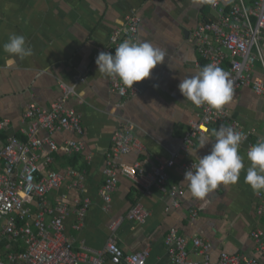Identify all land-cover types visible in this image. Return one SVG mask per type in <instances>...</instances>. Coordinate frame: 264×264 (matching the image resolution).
I'll use <instances>...</instances> for the list:
<instances>
[{
	"label": "crops",
	"instance_id": "obj_1",
	"mask_svg": "<svg viewBox=\"0 0 264 264\" xmlns=\"http://www.w3.org/2000/svg\"><path fill=\"white\" fill-rule=\"evenodd\" d=\"M211 1L226 10L239 0ZM241 1L247 8L255 2ZM131 11L142 18L139 42L149 41L167 55L149 79L138 83L140 96L120 101L109 92L108 77L97 71L95 61L112 28ZM216 14V9L201 5L199 0H0V124L6 122V126H0V149L9 136L18 133L29 104L48 108L59 95V82L76 86L69 106L81 115L84 150L71 156L55 154L52 165L56 171L74 170L82 178L77 187L70 186L74 179L70 178L62 190L68 194L71 214L77 206L75 200L88 197L91 201L79 231L71 228L72 215L66 221V232L73 239L75 250H102L110 236V224L121 220L115 232L118 246L126 254L148 249L150 264L170 263L164 238L172 228L187 239L198 237L208 241L213 261L220 252H226L256 257L259 264H264V255L256 252L250 238L251 231L264 228V216H257L256 193L245 183L250 166L246 144L240 145L244 169L235 185H221L205 201H198L188 193L187 182H183L186 171L180 164L197 162V156L209 154L215 139L212 133L217 128L197 136L194 146L179 155L168 171L169 184L185 188L178 208H171V199L156 188L146 193L124 175L119 176L108 207L98 197L110 137L125 123L135 127L137 148L118 161L121 166H130L137 160L144 161L147 167L156 165L180 148L191 122L198 119V111L182 96L178 85L181 79L206 65L196 55L192 32ZM12 34L25 37L33 50L31 56L19 59L4 51L3 46ZM260 47L263 63L255 64V77H262L264 68V33ZM77 76L84 77V82L77 84ZM227 108L230 118L239 123L240 132L249 134L253 146L264 140L263 98L248 88L240 89L233 93ZM201 136H206L209 143L203 148ZM68 138L77 137L66 133L55 136L58 143ZM135 204L149 214L144 225L126 219ZM192 211L197 212L195 219H190ZM188 250L191 258H202L191 244Z\"/></svg>",
	"mask_w": 264,
	"mask_h": 264
},
{
	"label": "built area",
	"instance_id": "obj_2",
	"mask_svg": "<svg viewBox=\"0 0 264 264\" xmlns=\"http://www.w3.org/2000/svg\"><path fill=\"white\" fill-rule=\"evenodd\" d=\"M199 2L216 9L217 14L214 19L199 23L192 32L198 58L206 65L213 63L228 72L233 82V93L248 88L264 99V68L262 77L253 75L255 64L258 61L263 63L260 42L264 33V0H255L252 8H247L239 0L226 10L216 7V1ZM141 23L140 14L135 11L128 13L112 28L106 44L98 49V53L104 51L114 55L122 42H139ZM84 80L82 76L75 79L77 84ZM57 87L59 95L48 108L35 103L26 107L18 133L9 136L0 149V264H150L148 249L126 254L118 246L115 232L121 220L110 224V236L102 250H75L73 239L66 232V221L72 215L71 228L79 231L91 201L88 197L75 200L77 206L71 214L68 194L62 190L70 178H74L71 187H77L82 178L74 170L56 171L52 165L55 154L71 156L83 152L81 137L84 131L80 113L69 106V100L75 96V84L59 82ZM108 90L120 101L135 99L142 93L138 83L130 88L119 79L109 77ZM227 105L219 111L207 106L197 107L198 119L191 122L180 148L170 152L167 159L148 167L140 160L130 166L118 164L137 146L133 124L127 122L116 129L110 137L101 171L104 178L98 190V197L105 207L110 205L119 176L124 175L146 193L156 188L161 195L171 199V208H178L185 188L169 184L168 171L174 167L179 155L194 146V139L206 135L210 128L218 129L223 125L240 132L239 123L230 118ZM0 126H6V122ZM60 133L73 134L77 138L58 143L55 136ZM243 135L245 140L242 143L246 144L247 153L253 141L248 133ZM195 163L184 162L180 167L186 171ZM255 198L256 213L261 218L264 216V192L256 193ZM148 215L140 204H135L129 209L126 219L132 224L144 225ZM196 217L197 212L192 211L190 219ZM250 238L256 252L264 255V228L251 231ZM189 244L202 256L200 260L190 257ZM164 245L169 264H259L256 257L226 252H220L213 261L210 256L212 246L208 241L198 237L187 239L173 228L166 234Z\"/></svg>",
	"mask_w": 264,
	"mask_h": 264
},
{
	"label": "clouds",
	"instance_id": "obj_3",
	"mask_svg": "<svg viewBox=\"0 0 264 264\" xmlns=\"http://www.w3.org/2000/svg\"><path fill=\"white\" fill-rule=\"evenodd\" d=\"M9 56L24 59L33 54L23 35L12 34L3 46ZM166 51L154 47L149 41L122 42L114 52L101 51L96 58L97 71L132 88L134 84L150 78L152 70L164 63ZM182 96L193 105L222 110L233 98V82L229 73L209 63L196 74L180 80ZM215 138L209 154L199 157L184 174L188 193L198 201H205L221 185H235L244 169V157L239 153L245 136L232 127L221 125L213 130ZM201 148L208 143L201 136ZM250 166L246 169L245 183L257 194L264 192V140L247 151ZM182 182V183H183Z\"/></svg>",
	"mask_w": 264,
	"mask_h": 264
}]
</instances>
